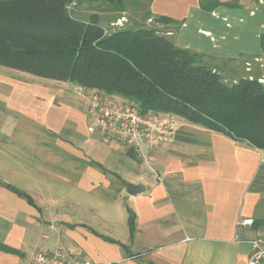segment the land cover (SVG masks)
<instances>
[{"label": "crops", "instance_id": "0c3cea01", "mask_svg": "<svg viewBox=\"0 0 264 264\" xmlns=\"http://www.w3.org/2000/svg\"><path fill=\"white\" fill-rule=\"evenodd\" d=\"M149 9L171 19L160 27L176 45L264 71V0ZM80 90L0 64V264L57 248L95 264H249L264 149L179 116L173 140L128 146L92 130Z\"/></svg>", "mask_w": 264, "mask_h": 264}, {"label": "trees", "instance_id": "16d2710c", "mask_svg": "<svg viewBox=\"0 0 264 264\" xmlns=\"http://www.w3.org/2000/svg\"><path fill=\"white\" fill-rule=\"evenodd\" d=\"M77 1L0 0V64L134 102L143 113L172 112L264 149V83L258 78L226 84L205 53L176 45L156 27L136 24L104 34L103 21L121 17L129 0H90L112 5L119 16L108 20L99 12L76 15ZM146 15L152 16L149 8ZM130 223L133 228V213Z\"/></svg>", "mask_w": 264, "mask_h": 264}, {"label": "built area", "instance_id": "2783aa9c", "mask_svg": "<svg viewBox=\"0 0 264 264\" xmlns=\"http://www.w3.org/2000/svg\"><path fill=\"white\" fill-rule=\"evenodd\" d=\"M121 17L115 24H123ZM104 28V34L110 33ZM80 93L87 102V112L91 118L92 130L102 136L136 148L143 144H162L174 139L178 128V116L172 112L143 113L140 107L131 101L105 95L98 91H88L81 86ZM254 218L237 220V226L253 225ZM234 240H239L238 236ZM252 251L249 264H264V235L249 240ZM31 264H95L89 258L68 254L61 248L37 251Z\"/></svg>", "mask_w": 264, "mask_h": 264}, {"label": "rangeland", "instance_id": "374dc122", "mask_svg": "<svg viewBox=\"0 0 264 264\" xmlns=\"http://www.w3.org/2000/svg\"><path fill=\"white\" fill-rule=\"evenodd\" d=\"M149 5L150 0H137V4L133 3L132 0H129L126 3V11L121 15V17H125L123 24H119L120 26L115 24L121 17L112 22L104 20L103 24L109 28L110 31L122 26H136V24L147 27H156L160 31L166 30L164 27H160L165 23H158L155 17H147L146 12L149 8ZM110 7H112L111 4H107L102 1L79 0L73 3L72 11L76 13V15L82 16L84 18H88L94 12H99V14L103 15V17L105 19L107 18V20L109 17H113L114 15L119 16L117 12L111 11ZM204 61L212 65L213 68L216 69L218 73H220L223 82L226 84H233L237 82L240 77H249L251 80L258 78L260 82L264 83V76H262L264 75V71H248L246 68L252 65H250L251 60H249L250 63H247V60L245 64L236 65L235 61H231L230 59L206 55L204 56ZM223 69L224 71H222ZM244 70L247 71L245 72Z\"/></svg>", "mask_w": 264, "mask_h": 264}, {"label": "water", "instance_id": "95a60500", "mask_svg": "<svg viewBox=\"0 0 264 264\" xmlns=\"http://www.w3.org/2000/svg\"><path fill=\"white\" fill-rule=\"evenodd\" d=\"M139 190H140V187H138V186L132 185V186L129 187V192L131 194H134V193L138 192Z\"/></svg>", "mask_w": 264, "mask_h": 264}]
</instances>
